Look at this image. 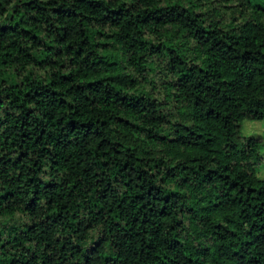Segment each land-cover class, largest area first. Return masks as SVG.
Returning a JSON list of instances; mask_svg holds the SVG:
<instances>
[{
	"label": "trees",
	"instance_id": "obj_1",
	"mask_svg": "<svg viewBox=\"0 0 264 264\" xmlns=\"http://www.w3.org/2000/svg\"><path fill=\"white\" fill-rule=\"evenodd\" d=\"M264 0H0V264H264Z\"/></svg>",
	"mask_w": 264,
	"mask_h": 264
},
{
	"label": "rangeland",
	"instance_id": "obj_2",
	"mask_svg": "<svg viewBox=\"0 0 264 264\" xmlns=\"http://www.w3.org/2000/svg\"><path fill=\"white\" fill-rule=\"evenodd\" d=\"M242 133L245 136H256L254 144H257L258 152L263 155V159L260 163V175L264 176V119L263 120H251L246 119L242 125Z\"/></svg>",
	"mask_w": 264,
	"mask_h": 264
}]
</instances>
